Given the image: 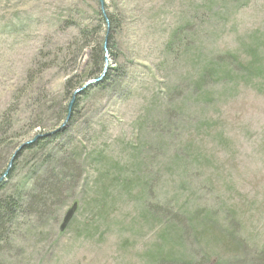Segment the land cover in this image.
<instances>
[{
    "label": "rangeland",
    "instance_id": "374dc122",
    "mask_svg": "<svg viewBox=\"0 0 264 264\" xmlns=\"http://www.w3.org/2000/svg\"><path fill=\"white\" fill-rule=\"evenodd\" d=\"M104 66L107 82L85 86ZM73 97L65 122L56 113ZM5 112L1 155L63 126L53 139L84 160L56 230L36 218L25 228L19 212L0 264H261L264 0H0ZM18 158L12 191L27 208L34 177ZM181 219L191 234L158 255Z\"/></svg>",
    "mask_w": 264,
    "mask_h": 264
},
{
    "label": "trees",
    "instance_id": "16d2710c",
    "mask_svg": "<svg viewBox=\"0 0 264 264\" xmlns=\"http://www.w3.org/2000/svg\"><path fill=\"white\" fill-rule=\"evenodd\" d=\"M102 16L105 17L101 14L100 19L103 18ZM105 19V23L108 24L107 17H105ZM108 28L109 25L105 30L107 34ZM92 54L93 63L101 64L103 50L99 43H94L92 47ZM204 64L207 65H203L200 68L198 81L203 77V73H205L207 68L210 67L208 60ZM107 78L108 75L102 77L97 85L102 86V84H105L107 82ZM72 79L73 78H68L66 80V88L69 89V87L75 85V82H73ZM72 109L73 107L71 108L70 115L72 114ZM67 113V107L64 105L63 107H59L56 114L57 117L58 115H60V117H66ZM7 114L8 113L6 112L2 114V117L0 118V127L7 121ZM9 123V121L6 122V126L9 125ZM62 132L63 126H59L49 132L40 133L36 135L37 137L30 143H25L27 141H24L15 148L9 150L5 156L1 155L2 148L5 144H3V140L0 139V175L6 169L12 154L20 148L12 161L11 168L9 169L7 175L2 181H0V247L2 243H4L5 246L10 247L11 241H9V237H14V235L17 236V233H20L18 232V226L13 228V226H15V220L18 218L16 215L19 214V212L24 213V217H21L20 223H22V226L25 228L27 225L28 227L30 226L27 218L31 219L32 222L33 219L36 218L41 221V224L50 223V227L52 225V227H55L56 230L57 222H55V219H57L58 215H60L58 212L61 211L64 200H66L67 196L73 192L75 185L77 186L78 181L81 179L84 160L82 154L78 153V147L76 145L72 144L73 146L69 149L67 142L59 144L53 139ZM25 153L31 162L28 167V173L34 177L32 183H28L30 184V188L33 187L34 189H32L31 193L28 195L29 206L27 208L26 205H24L25 199L22 196L23 193H13V186L11 185V182L13 181V172L17 166V159H19L18 156L22 157ZM41 175L44 176V181L39 183ZM27 178H29V176ZM123 178L125 179V177ZM25 184L27 183H24L23 185ZM23 187L24 189H29L26 185ZM120 187H123L122 184H120ZM166 210L168 214H171L172 206H169ZM188 214L193 215V210H187L184 212V215L188 216ZM26 220L27 223L24 224ZM200 221H202V224L205 226L206 223L203 220ZM176 222L177 224L170 230V232L167 231L166 228L164 232L160 233V236L163 235V239L159 244L160 246L158 248L156 247L154 250L158 255L169 256V258L175 256L173 253L176 249L175 244L182 241L185 235L191 234L189 233L190 227L192 228L191 223L186 222V220L183 219ZM11 227L12 231L7 232L11 229ZM223 229L229 230L228 227H224ZM258 259L262 261L260 262L261 264H264V256L261 255ZM190 260L194 262V258L190 257ZM256 261V259L253 260V262ZM251 263L252 261H250V264Z\"/></svg>",
    "mask_w": 264,
    "mask_h": 264
},
{
    "label": "water",
    "instance_id": "95a60500",
    "mask_svg": "<svg viewBox=\"0 0 264 264\" xmlns=\"http://www.w3.org/2000/svg\"><path fill=\"white\" fill-rule=\"evenodd\" d=\"M99 1H100V0H99ZM104 72H105V66H104V69H103V71H102V74H101L99 77L95 78L94 80H92V81L88 82L87 84H85V86L88 85V84H94V83H96V82H99V81L102 79ZM85 86H83V87L80 88V89H77V90L74 92V96H75L76 94H78L79 92H81L82 89L85 88ZM73 101H74V97L72 98L71 102H70L69 105H68V108H67L68 113H67V118L65 119V122H67V120H68L69 117H70V111H71V108H72V105H73ZM65 122H64V123H65ZM36 137H37V136H35V137H34L33 139H31V140H28V141L25 142V143H30V142L33 141ZM19 149H20V148H19ZM19 149H17V150L12 154V157H11L10 160L8 161V164H7L6 169L4 170V172L2 173V175L0 176V181H2V180L5 178V176L7 175L9 169L11 168L12 161H13V159L15 158V156H16V154H17V152H18ZM75 208H76V204H73V205H72V206H71V207L65 212V214H64V216H63V218H62L61 224H60V230H63V229L65 228V226L68 224V222L70 221V219H71V217H72V215H73V213H74V211H75Z\"/></svg>",
    "mask_w": 264,
    "mask_h": 264
}]
</instances>
